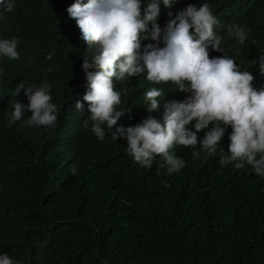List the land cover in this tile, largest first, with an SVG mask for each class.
Segmentation results:
<instances>
[{
    "label": "trees",
    "instance_id": "16d2710c",
    "mask_svg": "<svg viewBox=\"0 0 264 264\" xmlns=\"http://www.w3.org/2000/svg\"><path fill=\"white\" fill-rule=\"evenodd\" d=\"M65 1L15 0L11 12L0 15V38L15 37L19 52L3 64L15 74L0 79V252L19 264H264V177L248 165H221V154H215L221 147L227 154L231 126H224L213 153L199 144L207 129L198 132L194 146L173 144L169 152L184 166L172 174L158 157L151 167L140 166L125 151L126 140H113L105 126L103 140L91 124L82 126L88 102L79 86V47H65L75 25ZM204 2L216 17L213 31L223 48L209 46L210 58L231 56L252 74L254 88L264 87L258 68L264 0H177L171 9L161 6L157 22L163 28L169 11L174 16ZM230 23L246 30L243 45L227 35ZM147 43L156 41H142V47ZM47 78L57 105L55 124L29 126L25 109L21 120L6 125L13 103H28L23 89L16 95V83ZM117 84L125 86L120 107L134 116L123 114L124 126L149 115L162 122L167 95L177 91L169 81L163 98L157 97L158 109L149 113L142 103L149 88L144 76ZM76 93L84 110L75 108ZM188 95L180 92L175 100Z\"/></svg>",
    "mask_w": 264,
    "mask_h": 264
},
{
    "label": "clouds",
    "instance_id": "9594fccd",
    "mask_svg": "<svg viewBox=\"0 0 264 264\" xmlns=\"http://www.w3.org/2000/svg\"><path fill=\"white\" fill-rule=\"evenodd\" d=\"M14 3L15 0H0V15L11 12ZM176 3L177 0L64 2L63 9L75 20L65 47H79V86L86 90L82 99L88 102V116L82 126L91 124V131L100 140L104 139L102 125L105 126L111 130L113 140H126L125 151L136 163L151 167L158 157L166 174L184 166L183 159L169 152L173 144L194 146L198 132L207 129L199 137V144L202 150L213 153L225 133L224 126H231L227 154L221 145V151L215 152L221 154L219 163L233 162L237 169L248 165L252 173L264 177V87L254 88L252 74L242 71L231 56L210 58L209 46L222 53L223 48L221 37L213 31L217 20L207 2L189 4L174 16L169 11V19L161 28L157 22L161 6L171 9ZM225 27L229 37L244 44L247 32L243 27L235 23ZM149 39L156 43L142 47V41ZM42 48L49 50L47 45ZM18 57L16 38H0V79L15 74L3 64ZM258 60L259 72L264 74V54ZM136 76H144L149 83L142 94L143 107L149 113L158 109L157 97L163 98L162 90L169 81L176 85L177 91L167 95L170 101L164 105L162 122L149 115L134 126L123 125V114L127 118L134 116L120 107L125 86H118L117 81ZM49 79L52 78L16 83V95L23 89L28 103L15 101L10 115H4L6 125L21 120L25 109L31 113L27 125L47 128L55 124L57 105L51 102ZM180 92L189 95L175 100ZM76 99H80L77 93L73 100ZM75 108L84 110V104L76 100ZM0 264L19 262L0 252Z\"/></svg>",
    "mask_w": 264,
    "mask_h": 264
}]
</instances>
